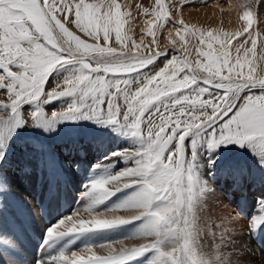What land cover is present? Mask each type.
Returning <instances> with one entry per match:
<instances>
[{"label":"snow or ice","instance_id":"6c2138e0","mask_svg":"<svg viewBox=\"0 0 264 264\" xmlns=\"http://www.w3.org/2000/svg\"><path fill=\"white\" fill-rule=\"evenodd\" d=\"M123 7L119 0H0V103L15 114L21 104L42 96L78 97L79 105L70 106L62 117L71 118L81 108L100 112L106 106L112 121L123 115L132 135L141 138L140 149L128 154L133 166L92 182L90 188L99 203L113 191L136 187L128 203L110 210L130 215L97 214L89 207L47 230V238L54 239L147 217L143 234L131 238L141 242L110 243L99 247L103 254L93 247L60 252L48 264H127L149 251L155 252L150 264H228L219 253L209 258L198 252L196 178L193 166L185 162L184 140L208 130L210 147L247 143L264 149V75H257L253 63L257 41L264 35L253 28L261 0L238 3L242 23L234 32H205L183 19L172 20L163 0H155L151 11L138 5L144 16L155 19L147 21L148 43L143 36L139 42L133 39L131 26L125 30L134 17L128 5ZM165 22L175 28L179 39L171 44L183 55L173 53L157 63L169 54L167 48L160 50L155 35ZM186 35L198 41L195 60L189 59L193 48ZM69 63L78 70L46 89L56 67ZM149 66L146 75L129 79ZM251 88L262 91L249 94ZM237 219L222 215L216 231L224 233Z\"/></svg>","mask_w":264,"mask_h":264},{"label":"rangeland","instance_id":"374dc122","mask_svg":"<svg viewBox=\"0 0 264 264\" xmlns=\"http://www.w3.org/2000/svg\"><path fill=\"white\" fill-rule=\"evenodd\" d=\"M149 1L151 2V0ZM230 1L233 2L236 6L238 5V3L245 2V0H230ZM230 1L229 0H192L191 2L188 1L189 2L188 4H185V2L187 3V0H183V2L182 0H163L164 5L167 7L166 8L167 10H172L170 8L173 6L172 4L178 2L177 4L181 5L182 7L181 9L183 12H185L186 9L189 11L188 12L186 10V15H189L188 17L190 21L185 22L184 18H182L185 24L188 25L190 28L199 29L205 32L212 30L214 28L211 26L213 25L212 18L210 17V15L206 16V13L209 14L207 8H209L213 4L214 5L216 4L217 6L215 7L219 10V12H221L222 10L224 13L226 12V10H223V8L225 7H221L220 5L222 4L227 5L229 4ZM121 4H122V11H124L125 9L123 7V3ZM218 7L221 8V10ZM174 8L175 7H173V10ZM167 10L164 9V11L166 12ZM203 10L204 12H201ZM137 11L139 12L138 15H134L131 13V16L134 18L138 17L140 21L141 20L143 21L142 23H144L146 20L154 21L153 16H144L142 12L139 10V8H137ZM205 11L207 12L205 13ZM258 12L260 13L259 17L257 18V16L254 15L253 18V28H257L258 30H264V0H261V7L259 8ZM170 13H172V11L168 12L169 17L172 18V20H176L177 18L175 17V15L174 16L170 15ZM197 14L202 15L201 16L202 19L200 20L201 24H198L197 21L195 20V19L198 20ZM132 20L133 19H131L130 21ZM130 21L128 24L125 25L126 31L128 27L131 25ZM206 21L208 23H211L209 27ZM241 23H242L241 21L238 22V24L240 25ZM176 27H182V26L177 24ZM216 28H214L213 30L217 32L221 30L218 27ZM141 29L143 32L142 36L144 37V39L147 42H150L149 37L145 35L147 26L146 27L143 26ZM157 30H158L157 33H159L160 36V38L157 40L160 45V50L167 48L169 51L168 56L161 57L160 60L157 61V63H162L163 61L169 59L171 55H173V53L178 56L183 55L182 52L177 51L176 48H173L171 44L172 40L178 41L179 39L178 36L176 35V30L172 26L171 22H165L163 26L157 28ZM170 30H171V36L169 37ZM140 37L141 36H138L136 34L133 39L139 42ZM186 41L189 42L188 46L190 48H193L192 54L191 56H189V59L195 60L196 55H195L194 45L198 43V41H196L194 38H191L190 36H186ZM235 42L236 41H233L234 44ZM214 47L216 49L219 48L218 45H215ZM250 58H252L251 54H250ZM253 63L255 68H259L262 71V72L260 71V74L257 75H264V35H262L261 38L258 39L257 41L256 53ZM150 69L151 66H149L148 69L141 70V72L139 73H131L129 74V78L138 80L142 75H146L148 71H150ZM77 70H78L77 65L72 63L57 66L56 69L50 74L48 78V84H46V89L48 90L54 89L57 85L61 84L65 78L72 75ZM261 91L262 90L259 88H251L248 90L249 93H253V94H258ZM2 95L3 94H0V97H2ZM43 97L44 96H42L38 100L24 102L18 107L15 114L12 113V110L9 106L0 103V157H2L0 158V215L1 214L3 215V213L6 212L8 215L10 213L9 216L11 217L13 216L7 221V225H8L7 229L9 230V234H12L15 237L16 231L14 230V228L20 224L23 227V229L21 228V230L23 231V236H24L23 238H25L28 233H29L28 234L29 237L32 236L30 239L35 243L34 246L35 250L34 248H32L31 257L36 262H39L41 259L50 258L53 255H58L60 252H64L65 254H70L71 252L74 251H81L86 247H93L98 252V254H103L101 253L99 247L105 246L110 243L115 244L117 242L123 241L125 245L131 246L135 243L141 242V239L139 238L138 239H131V238L140 237L143 234L144 225L147 223V219H148L147 217H141L140 219H133L131 220L130 223H125L110 228L83 232L81 233L83 239L82 240L83 246L79 247V250L77 248L72 247L71 238L74 239L76 236H79L80 233L64 235L58 237L53 243L45 244L44 236L46 235L48 227L54 225L56 220L63 218L65 215L64 213L65 211L67 215L71 214V212L76 208V206L81 201H84L83 206L88 208L91 207L93 211L97 214H105V215L106 213L108 215L131 214V213H123L120 211L112 213L110 212V210L116 209L119 206L128 203L131 200L133 193L138 190L136 187L124 188L119 191H113L114 195L111 198L105 197L102 200V202L99 203L95 202L96 200L95 195L91 193L90 188H91V183L98 179L117 175V171L118 169L122 168L124 161L117 160L114 163L112 162L113 157L116 155L118 151H122V150H128L131 153H135L136 151H138L141 147V138L132 135L131 129L127 126V123L123 120V115L118 117L115 121H112L108 115L107 107L106 109L104 107V109L100 112H93L90 108H86V109L81 108V111L75 113L73 117L64 118L55 111L66 110L70 106H74V105L78 106L79 105L78 97L65 96V97H59L58 99L42 102L41 100L43 99ZM53 113H56V115L54 116ZM30 117L34 118L32 120L33 124L31 127L27 129L25 127L24 118H30ZM23 131H25V133H22ZM190 139H193V137L190 135L185 137L184 140L185 148L188 142L192 146ZM111 143H113L114 146L116 145V147H113L112 150L110 149ZM29 146H33L34 149L30 150L28 148ZM97 147H101L102 150L100 159L91 162L94 165V167H92L90 170L85 166L82 165L79 166L78 172H76L77 174L75 175L81 174L83 178L81 180L83 182L80 180L81 187L77 186V188L75 187L74 189H72L71 198H70L71 207H69L68 210L67 209L65 210L66 200L68 201L69 197H66V199H64V197L62 198L64 192H62L60 188L56 187V181L59 180L60 178L59 173H57L56 169L54 168V163L55 165H57V167H60L58 165L59 164L58 154L61 152V149L63 148H64L63 153L65 152L64 154L68 155L70 153L75 154L77 152L84 153L88 150L89 153L91 150H94V148ZM209 150H211V152L209 151V154L205 155V157L207 162L206 165L209 166L211 172L206 173L205 179L201 180L198 177L199 175L198 170L200 166L197 163L198 161L196 159V154L194 153V151L189 160L190 164L193 166V171L197 183L194 186V192H195L194 212L197 216L198 222L201 224V232L196 240V243L199 246L198 252L202 256H206L209 258H211L212 253L216 254L220 252L219 258L222 256L220 259L224 258L223 260L226 261L232 259V261H235V259H238L241 252H243L242 248L236 247L226 250L225 248L227 247V245L224 243L223 240H221V238L224 237L223 235L224 233H220L216 231L217 227H219L218 224L215 223L209 225V227L208 226L206 228L204 227L203 219L211 217V214H209L210 205L208 204V201L205 200V198H203L201 193H199L201 196L198 198L199 196L198 192H200L204 186V182L201 183V181L204 180L205 183H207V185L210 184L212 186V187L210 186L211 189L214 190L213 185L215 187L220 185L219 184L220 181L215 179L220 170H222L224 167H234L238 170H242L244 165L248 163V159L252 161L254 160V156L253 155L248 156L247 153H243L237 159H232L227 157L221 159L219 158L220 155L218 151H215L212 148ZM31 153L36 154L35 157L39 159V164H38L39 169L37 170L36 183L33 186V188L35 189L34 196L36 197L37 195L39 201H37V203H34V209H37L38 211L36 212L37 216L40 215L39 217L42 220L46 221L45 227L30 226L31 225L30 221L25 220V218L23 217L24 211L22 212L19 206L17 205L20 199V196H18L19 191L14 189L19 181L17 180H16L17 182L14 180L11 181L10 179L13 176L15 177L17 176L16 175L8 176L5 172L3 174V169L5 167V164L7 162H10L11 161L10 159L12 157L13 158L15 157L16 159H14V162L18 163V162H22L24 159H27L31 155ZM125 159H128L129 161L128 163H126V168L131 167V165L133 166V157L131 155L127 154L125 156ZM185 162L187 165L188 159L186 156V150H185ZM41 164L42 165L44 164L45 171L48 168L47 173L42 172L43 166L41 167ZM261 164L263 163L256 162V166H255V169H257L258 173L260 174L263 172L262 170L264 168V164L263 167H259V165ZM38 174L41 178L43 177V174H46V178L44 179L43 184H41V181L39 182ZM52 182H53V187L51 184ZM198 184L200 186H198ZM223 185L222 186L220 185L221 187L219 186L215 191L217 194H219L222 197L224 193L228 192L225 191V189L227 190V188H222ZM38 190H40V193H38ZM43 193L47 195L48 201L50 200L49 203H47V200L46 201L41 200L42 197L40 196ZM229 193L230 196H228V199L232 203L231 204L232 210H229V212L227 213L238 217L237 221L247 223L249 229L252 228L251 225V223L253 222L251 220L253 217L252 210L251 211L246 210L248 207H246L244 203L237 201L239 197L236 198L234 196V192H228L227 194L229 195ZM54 197L57 198L58 209L59 207H61V211L58 212L62 214L59 216L56 215L57 216L56 219L50 222L47 221L48 215H46L45 218V217H41V214L43 212L46 214L48 213V208H49L48 206L49 204L52 205L51 199ZM224 198L225 200H227L225 196ZM247 198L244 199V201L247 202L248 201ZM15 202L16 204H14ZM207 205H209V207ZM7 209L10 210L8 211ZM227 213H225V215ZM20 215L22 216L20 217ZM218 217L220 216H217V218ZM30 227H33L31 231L28 230V228ZM249 229L245 228L244 230L245 236L251 237V241H253V243L255 244L254 247H257L255 249L256 252L252 253L253 255H249V256L250 258H252V260H256L257 258L256 260L258 261L257 264H264V242H261L262 240L257 238L258 236L256 235L257 232H253L252 230ZM34 232H36V235ZM206 234H208V236ZM15 238L18 241L17 234ZM76 238L81 239V237H76ZM6 239L7 237L4 238L2 237L0 241L5 242ZM6 250L7 249H4V251ZM154 256H155V252L149 251L133 260L128 261L127 264H150ZM245 257L246 259H249L248 256Z\"/></svg>","mask_w":264,"mask_h":264},{"label":"bare ground","instance_id":"6f19581e","mask_svg":"<svg viewBox=\"0 0 264 264\" xmlns=\"http://www.w3.org/2000/svg\"><path fill=\"white\" fill-rule=\"evenodd\" d=\"M188 1L191 2L192 0H187V3L185 2V4H188L189 3ZM119 2L123 3V6L128 5L129 7L127 8V11H129L130 13H132L134 15L139 14V12L137 11L138 5L149 6L151 8V10L153 7H155V0H153V2H152V0H151V2L149 0H119ZM177 3L178 2H175V4H172L173 5L172 7L169 6L172 10H167L166 6L164 7V9L167 10V12L172 11V13H170V15H173V16L175 15V17L177 19L184 18L185 22H189L190 21V19L188 17L189 15H186L187 9L185 10V12H183L181 9L182 8L181 5H179ZM229 4H231V7H229ZM229 4L220 5L221 7H225V8H223V10H226V12H224V13L221 10V8H219L220 6L218 5L219 6L218 8L221 10V12H219V10L215 7V6H217L216 4L215 5L213 4L209 8H207L208 9L207 11L209 12V14L206 13L207 11H205V13H206V16L210 15V17L212 18V21H213V25H211L212 27H214V28L218 27V28H220L224 31H227V32H234L240 28L239 27L240 24H238V22L240 21L238 18V13L240 12V10L233 2L230 1ZM173 7H175L174 10H173ZM196 11H198V10H196ZM201 12H204V10ZM201 16L202 15L199 14L197 16L198 20L195 19L198 24H201L200 23V20L202 19ZM142 22L143 21L142 20L140 21L138 17L134 18L132 21H130V23H131L130 26H131L132 30L129 31L128 34L131 35L133 38L136 34L138 36H142L143 32H142L141 28L143 26L148 27L147 20L144 23H142ZM154 22H155V19H154ZM207 24L209 27V25L211 23L207 22ZM129 27H128L127 31L129 30ZM200 27H201V25H200ZM203 27H204V24H203ZM157 31L158 30L156 29L155 35H156V39L158 40L160 38V36H159V33H157ZM145 35H146V32H145ZM149 40L151 41L152 37H149ZM145 43H148V42L145 40ZM216 50L220 51L219 48H217ZM233 56H235V52H233ZM260 71L261 70L259 68H256L257 74H260ZM129 79H131V78H129ZM249 94H253V93H249ZM58 98L59 97L44 96L41 101L46 102V101H50V100H54V99H58ZM105 109H106V106H105ZM64 111L65 110H59V111L56 110L55 112L61 114ZM122 112H123V107H122ZM33 119H34L33 117L24 118L25 127L27 129L32 126V124H33L32 120ZM22 133H25V131H23ZM189 135L192 136L193 139H190L192 146L188 142V144L186 145V148H185L186 156L188 159L187 165L190 164L189 160H190V157L194 151V153L196 154V159L198 161L197 163L200 166V168L198 170L199 171L198 177L201 180L206 178L205 175L207 172H211L209 169V166L206 165L207 162H206V157H205V155L209 154V151L211 152V150H209L211 148L214 149L215 151H218V153L220 155L219 158H221V159L224 157L237 159L243 153H247L248 156H252V155L254 156V160L250 161L248 159V163L244 165L242 170H238L234 167H224L222 170L219 171V173L217 174L215 179L220 181L219 184L221 186L224 184L222 188H227V190L225 189L226 192L227 191L228 192H234V196L236 198L239 197L237 201L244 203L245 206L248 207L246 210H250V211L252 210L253 217L251 220L253 222L251 223V225H252L251 230L253 232H257L256 233V235H258L257 238L261 239L262 240L261 242H264V168H263V170H262L263 172L261 174L258 173L257 169H255L256 162H260V163L264 164V149H260L258 147H255V146H253L251 144H247V143L244 145H238L236 143H222V144H219L215 147H210L208 144V130L201 132L199 135H196L195 132L191 133ZM110 146H111L110 147L111 150L113 149V147H116V145L114 146L113 143H111ZM28 148L30 150L34 149L33 146H29ZM63 150H64V148L61 149V152L58 154V161H59L58 165L60 167H57V165H55V163H54V168L56 169V172L59 173V175H60L59 180L56 181V187L60 188L61 191L64 192L62 198L64 197V199H66V197H69V200L68 201L66 200V204H65V210L66 209L68 210L69 207H71V203H70L71 199L70 198H71L72 189H74L75 187L77 188V186L81 187V181H82L81 179H83L82 175L81 174L80 175L78 174L79 176L75 175V174H77L76 172H78L79 166H81V165L85 166L86 168H88L90 170L92 167H94V165L91 162L100 159L102 150H101V147H97V148H94V150H91L89 153H88L89 150L87 149L88 151L85 150L86 152H84V153L77 152L75 154L70 153L68 155H65L64 154L65 152L63 153ZM67 153H69V152H67ZM129 153H131V152H129L128 150H122V151H118L116 153V155L113 157L112 162H114V163L117 160L118 161L119 160L124 161L122 168L118 169L117 175L121 171L127 169L126 163H128L129 161H128V159H125V156ZM215 154H217V153H215ZM35 156H36V154L31 153V155L27 159H24L22 162H18V163H15L14 159H16V158L12 157L10 159L11 161L7 162L5 164V167L3 169V174L5 172L8 176L9 175H11V176L16 175L17 176V177L13 176L10 179H11V181L12 180L19 181L17 183V186H15L14 189L19 191L18 196H20V199H19V201H18L19 203L17 205L19 206V208L21 209L22 212L24 211L23 217L25 218V220L30 221V224H31L30 226L45 227L46 221L42 220L39 217L40 215L37 216L36 212H38V211H37V209H34V203H37V201H39L37 198V195H36V197L34 196V194H35L34 190L35 189L33 188V186L36 183L37 170L39 169L38 168L39 167V165H38L39 159H37ZM263 164L259 165V167H263ZM41 167L43 168V170H42L43 173L48 172V168L45 171L44 164L43 165L41 164ZM253 171H254V173H253ZM38 178H39V182L41 181V184H43L44 179L46 178V174H43L42 178L38 174ZM202 182H204V186L200 192H198V191L197 192H198V194L201 193L203 198H205V200L208 201V204L210 205V207H209V205H207V206L209 207V211H210L209 214H211V217L203 219V222H204V224H206L209 227V225L214 224L213 221H215L216 224H218V226H219V217L217 218V216L221 217L222 215H225V213L229 212V210H232V205H231L232 203L228 199V196H230V193H229V195L227 194L228 192L224 193V195L222 197L215 192L220 185L215 187L212 184L214 187V190H212L211 189L212 186L210 184L207 185V183H205L204 180L201 181V183ZM51 184L53 187V182ZM198 186H200V185L198 184ZM110 187H112V186H110ZM38 193H40V190H38ZM113 193L114 192L107 195L106 198H108V197L111 198L114 195ZM200 196L201 195L199 194L198 198ZM224 196L227 198V200H225ZM40 197H42L41 200H44V201L47 200V203H49L50 200L48 201L47 195H45L43 193V194H41ZM246 198L248 199L247 202L244 201V199H246ZM51 201H52V205L49 204L48 213L47 214L44 212L42 214L40 213L41 217L46 218V215H48L47 221H50V222H52L54 219H56V217H57L56 215L59 216L62 214V213L58 212V211H61V207H59V209H58L57 198L54 197L51 199ZM16 202H17V200H16ZM16 202L14 204H16ZM83 204H84V201H81L76 206V208L71 212V214H69V215H67L66 211H65L64 217L59 219V220H56L54 225H56L60 220L66 218V217L72 216L74 213H83L84 209L88 208V207L83 206ZM7 210L9 211L10 209H7ZM9 215H10V213H9ZM9 215L6 212H4L3 215L2 214L0 215V218H2V219H0V239L2 237L3 238L7 237L5 242L0 241V264H48L49 258L41 259L39 262H36L34 259H32L31 250H32V248H34L35 243H34V241H32L30 239L32 236L29 237V235H28L29 233L27 234V236L25 238H23L24 237L23 231L21 230V228L23 229V227L20 224L14 228V230L16 231V234H17L18 241L15 238L16 234H15V237L12 234H9V230L7 229V226H8L7 221H8V219L13 217V216L11 217ZM106 215H108V214L106 213ZM21 216L22 215H20V217ZM108 216H112V215H108ZM54 225H52V226H54ZM33 227L28 228V230L31 231V229ZM49 228L50 227H48V229ZM217 228H219V227H217ZM245 228L249 229V227L247 226V223L241 222V221H236L235 224L233 225V227H231L230 229L225 231L223 234L224 237L221 238V240H223L224 243L227 245V247L225 246L226 250L231 249V248H236V247H240L243 250V252H241V254L239 255L238 259H235V261H232V259L227 260V262L229 261L228 264H257L258 263V261H256L257 258H256V260H252V258H250V256H249V255H253L252 253L256 252L255 249L257 247H254L255 244L253 243V241H251V237L245 236V233H244ZM34 233L36 235V232H34ZM206 235L208 236V234H206ZM73 237H74V235H73ZM76 237H81V239H78ZM76 237L74 239L71 238V242H72L71 245L73 248H77L79 250V247L83 246V241H82L83 239H82L81 233L79 236H76ZM56 239L57 238L48 239L47 238V232H46V235L44 236L45 244L53 243ZM13 242H15V243H13ZM67 242H69V241H67ZM247 246H248V249H247ZM4 249H7V250L4 251ZM34 250H35V248H34ZM246 252H247V255H246ZM212 255H214V253H212ZM245 256H248L249 259H246Z\"/></svg>","mask_w":264,"mask_h":264}]
</instances>
